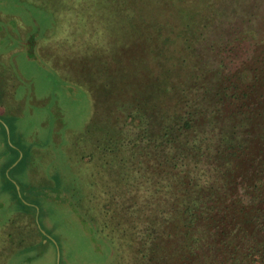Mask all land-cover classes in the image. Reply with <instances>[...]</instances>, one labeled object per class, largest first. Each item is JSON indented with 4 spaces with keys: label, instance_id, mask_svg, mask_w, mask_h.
<instances>
[{
    "label": "trees",
    "instance_id": "1",
    "mask_svg": "<svg viewBox=\"0 0 264 264\" xmlns=\"http://www.w3.org/2000/svg\"><path fill=\"white\" fill-rule=\"evenodd\" d=\"M59 1L67 28L107 10L115 32L62 58L97 69L62 196L98 256L264 264V0ZM16 201L0 207V264L37 238L35 208Z\"/></svg>",
    "mask_w": 264,
    "mask_h": 264
},
{
    "label": "rangeland",
    "instance_id": "2",
    "mask_svg": "<svg viewBox=\"0 0 264 264\" xmlns=\"http://www.w3.org/2000/svg\"><path fill=\"white\" fill-rule=\"evenodd\" d=\"M45 1L47 7L34 0H0V207L19 206L20 197L36 210L37 238L22 245L10 264H110L95 252L62 196L66 144L84 131L92 111L82 76L97 69L80 59L69 61L76 69H66L62 58L80 52L83 44L95 54L111 42V12L99 17L96 10L86 24L67 28L60 1ZM49 2L56 3L54 13ZM97 25L101 32L94 38Z\"/></svg>",
    "mask_w": 264,
    "mask_h": 264
}]
</instances>
